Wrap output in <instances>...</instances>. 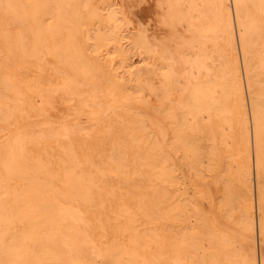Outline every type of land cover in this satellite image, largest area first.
<instances>
[{
    "label": "bare ground",
    "instance_id": "bare-ground-1",
    "mask_svg": "<svg viewBox=\"0 0 264 264\" xmlns=\"http://www.w3.org/2000/svg\"><path fill=\"white\" fill-rule=\"evenodd\" d=\"M0 264H264V0H0Z\"/></svg>",
    "mask_w": 264,
    "mask_h": 264
}]
</instances>
